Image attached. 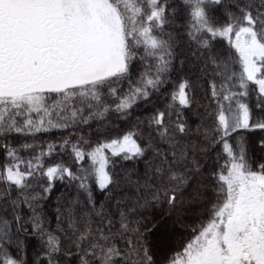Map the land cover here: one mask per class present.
<instances>
[{
  "label": "snow or ice",
  "instance_id": "obj_1",
  "mask_svg": "<svg viewBox=\"0 0 264 264\" xmlns=\"http://www.w3.org/2000/svg\"><path fill=\"white\" fill-rule=\"evenodd\" d=\"M0 264H264V0H0Z\"/></svg>",
  "mask_w": 264,
  "mask_h": 264
},
{
  "label": "trees",
  "instance_id": "obj_2",
  "mask_svg": "<svg viewBox=\"0 0 264 264\" xmlns=\"http://www.w3.org/2000/svg\"><path fill=\"white\" fill-rule=\"evenodd\" d=\"M42 139H48V137H43ZM40 141L37 140L36 143H39Z\"/></svg>",
  "mask_w": 264,
  "mask_h": 264
},
{
  "label": "rangeland",
  "instance_id": "obj_3",
  "mask_svg": "<svg viewBox=\"0 0 264 264\" xmlns=\"http://www.w3.org/2000/svg\"><path fill=\"white\" fill-rule=\"evenodd\" d=\"M26 154V153H25Z\"/></svg>",
  "mask_w": 264,
  "mask_h": 264
}]
</instances>
